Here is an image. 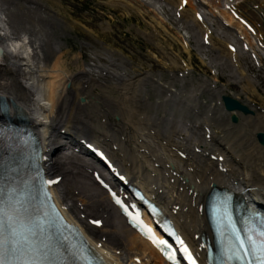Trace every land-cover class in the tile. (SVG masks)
Here are the masks:
<instances>
[{
  "label": "bare ground",
  "instance_id": "1",
  "mask_svg": "<svg viewBox=\"0 0 264 264\" xmlns=\"http://www.w3.org/2000/svg\"><path fill=\"white\" fill-rule=\"evenodd\" d=\"M15 2L20 3H14L13 0H0V50L2 51L0 54V97L10 101L27 118L34 121V126L40 131L43 143H47L46 148L59 146L54 144V132L63 128L68 129L73 135H85L94 141H97L99 135L97 136L96 133H98L103 138V145H106V139L111 142L110 138H112L113 143L118 145V151L113 153V158L133 181L147 189L155 186L158 193L157 198L163 200L167 207H177L176 204L182 205L184 208L188 206L183 216L182 223L185 222V224L181 227L185 235L190 232L199 233L206 229V226H203V219L199 220L196 210L190 206L192 204V195L188 194L190 189L197 194L195 199L197 203L205 200L211 185L218 188L232 186L250 189L251 194L259 195L264 200V149L258 146L255 141L257 133L264 134V111L262 112L263 116H257V112L249 106L254 115L242 116L239 113H234L239 123L232 125L226 120L231 113H226L220 103V97L224 91L223 89H215L217 93L213 95L214 103L210 102L208 109L202 112L196 111L198 118H216V122H222L221 132L223 134L217 135L215 132L219 136L216 143H205L199 139V135L195 134V131H198L197 128L206 126L205 123L199 124V119L193 123L177 120L173 129H163L165 120L171 125L173 117L164 120L157 115L153 116L154 114L150 116L142 102L146 84L154 87L155 94L164 96L160 87L166 85L160 84L161 75L148 79V77L130 76L129 69L127 73L122 69L123 75H114L108 70L111 78L116 81L113 88L120 96L112 97L104 92L97 95V93H93V89L95 87L103 89L106 86L99 84L89 75L86 76L85 72L68 75L60 69V59L57 57L53 66L49 67L50 57L46 55L48 51L45 52V49L48 45L51 46V40L46 36L47 31L40 30V26L36 27L34 15L31 14L32 17L29 15L31 18L27 16L28 11L31 12L29 5H34V3L37 5L38 2L35 0H28L27 2L26 0H16ZM209 3L212 8L211 12L209 10L208 13L211 14L218 5H216L215 0H210ZM121 4L124 5V3ZM189 4H191L190 1ZM241 5L243 3H240L238 7ZM37 6L45 12L42 13V10L39 12L38 16L41 15L39 19H43L42 16L47 15V17L56 20L55 16L49 14L50 10L46 11L40 4ZM198 6L203 10L207 24L214 26L215 22L209 18L203 6ZM185 10L186 8L182 12V20L178 23H182L184 30L188 31L189 40L196 41L199 25L188 18ZM36 13L38 14V12ZM247 13L249 16H256L252 11ZM240 14L242 15L241 12ZM229 21L234 25L231 19ZM258 23L259 20L255 22V24ZM40 25L42 26V24ZM229 32L230 29L220 27L221 43L229 36L234 40L232 33ZM241 35L244 34L241 33ZM195 48L200 51L199 45H196ZM217 57L219 59L213 60L212 63L219 64L218 68L221 70H228L229 77L237 78L234 75L236 70L229 64L227 55L223 57L220 54ZM116 66L117 64L112 62L110 67ZM239 69H242L241 66ZM241 73L240 78L244 79L246 75ZM245 80L260 99L258 92L254 89L255 85H252L250 80ZM67 83L69 84L68 88ZM205 83L208 82L204 81L200 85L201 89L205 87ZM206 91L208 92V90ZM167 92L171 91L167 90ZM186 105L183 100H175L172 104L176 110ZM180 112H183V109ZM98 117L105 118L103 119L105 123H98L96 119ZM140 118L144 119L141 120ZM146 119L151 122V125L146 124ZM148 125L151 126L149 130L146 129ZM192 128L193 130H191ZM175 130L186 134L184 141L180 140L178 136L181 134H173ZM190 130L192 132L188 135ZM150 131H154L155 135H152ZM95 135L96 139H94ZM163 141L186 155V161L181 162L175 158L174 153L162 145ZM192 143L203 148V152L219 151L222 144L224 146L221 149L225 150V146H227L231 151L225 150L223 157L228 174L221 175L215 170V163L192 153L190 151ZM141 150L148 153H139ZM58 161L59 159L46 167V173L54 174V177L65 176L64 171L69 169L66 170L64 167L66 166L65 162L63 165H59ZM242 174L244 180H247L246 182H243ZM166 175L168 176L167 179L165 178ZM73 189L77 190L79 195H84V198L79 196L78 201L81 205L78 207L77 215L75 213L76 208L71 203L74 196L67 192L65 187L59 186L57 188L56 197L59 203L69 207L68 212L75 219L78 220L81 215L96 216L100 209L102 210H100L99 218L103 219L107 215L109 211L105 198L94 193V190L84 181L74 178ZM180 189H182L181 193ZM180 215L181 212L176 218L180 219ZM105 224V227L100 230L87 229V232L97 242L106 238L103 246L108 251L110 259H113L117 264H133L134 260L149 264L147 263L148 260L152 262L158 260L147 245L130 232L121 220L112 214V211L108 213ZM117 251H120L119 255H115Z\"/></svg>",
  "mask_w": 264,
  "mask_h": 264
},
{
  "label": "rangeland",
  "instance_id": "2",
  "mask_svg": "<svg viewBox=\"0 0 264 264\" xmlns=\"http://www.w3.org/2000/svg\"><path fill=\"white\" fill-rule=\"evenodd\" d=\"M27 1L28 0H26V2ZM36 1H38L41 6L48 8V10L51 9L52 12L57 15L56 20L47 17V15H45L46 17L42 16L43 19H40L39 21L42 26L40 24H36V27L40 26V30L42 29L47 31L46 36L48 39H58L59 41L58 51H56L57 49L55 50L52 46L45 49V51H48L46 53L50 57L49 67L53 66L55 60L60 59L59 67L68 75L75 74L81 70H92V68H94V66L97 64L101 66L104 65L103 61L98 59L97 56L102 55L104 53V49H107L109 51H115L119 53L122 52L126 56L125 58L127 61L133 65H136L137 67L147 68L150 66L153 69H157V67L149 61L151 56L156 54L155 51L158 50L154 48V45L151 42L153 40L150 38V30L147 26H153L154 22L150 18L139 17L136 13V10H128V15L131 16L130 18L126 17L124 9L113 6V4L118 0ZM36 4L38 5V3ZM37 5L36 7L38 8ZM117 5L118 4H115V6ZM130 5L132 6V3H130ZM136 6H139V4ZM45 10L47 11V9ZM164 12L166 13L165 10ZM27 14L26 15L28 17H30L31 14L32 16L34 15V17H37L38 20L41 16H38L39 13L37 14L34 11H28ZM50 14L53 15L52 13ZM168 17L170 21H173L172 14ZM46 19L54 21L50 23L53 25L52 28L50 26L47 27L48 22H45ZM141 19L144 20V22ZM62 21L65 22L66 27ZM177 27L178 30L172 32L174 35L172 33L170 35L162 34V36L160 35V38H154V41L158 39L159 43L162 44L165 50V46L170 44L169 41L171 39V35L177 40L176 35H182L179 29L181 31L187 32L186 30L180 28L179 25H177ZM171 28L173 29L172 26L170 29ZM144 34H146V38L143 37ZM149 38L151 41H147ZM79 43H82V46ZM192 47L193 46H191V48ZM193 53L194 52H192L191 58L194 72L196 74H200L202 72L201 74H204L208 80L211 79L208 74V70L204 69L200 64L201 61L203 64L208 65L209 70L212 69L210 68L208 56L205 54L197 55ZM106 54H108V51H106ZM262 64L264 68V62H262ZM215 71L218 74L217 81L219 85L227 87L229 83L227 82L225 72L221 73L218 69ZM248 73L250 75L253 73V70L249 64ZM155 80L158 81V79ZM254 81L261 96L264 97V75H254ZM228 92L236 94V90L233 89H230V91L228 90ZM148 115L152 116L151 114ZM256 115L263 116L258 115L257 113Z\"/></svg>",
  "mask_w": 264,
  "mask_h": 264
},
{
  "label": "snow or ice",
  "instance_id": "3",
  "mask_svg": "<svg viewBox=\"0 0 264 264\" xmlns=\"http://www.w3.org/2000/svg\"><path fill=\"white\" fill-rule=\"evenodd\" d=\"M47 184L53 181H45ZM51 199V196H48ZM117 204H121L116 199ZM19 199L14 190H9L6 195L0 197V264H64L65 257L71 255L73 259H82L86 264H104L102 257H94L91 260L83 257L76 252L68 253L61 247H50L39 240L43 232L42 223L25 222L18 215L17 205ZM121 207L124 206L121 204ZM127 215L131 217L134 223L145 232L148 239L154 245H164V240H157L151 232V229L142 223L138 215H133L124 208ZM99 225V220L92 221ZM247 226L241 234L229 221L227 227L229 233H222L227 239L222 241L219 246V257L223 264H230L232 261H239L240 264H264V219L257 221L250 217L246 222ZM183 245V241H180ZM188 253V248H183ZM168 259H172L168 254ZM188 259L191 264H195L191 254L188 253Z\"/></svg>",
  "mask_w": 264,
  "mask_h": 264
},
{
  "label": "water",
  "instance_id": "4",
  "mask_svg": "<svg viewBox=\"0 0 264 264\" xmlns=\"http://www.w3.org/2000/svg\"><path fill=\"white\" fill-rule=\"evenodd\" d=\"M0 101H4V100H3L2 98H0ZM225 105H226V107H227L228 109L238 108V109L241 110L240 107L236 106V105L234 104V102L231 101V100H229V99H225ZM259 140H260V142L264 145V137H263V136H259Z\"/></svg>",
  "mask_w": 264,
  "mask_h": 264
}]
</instances>
